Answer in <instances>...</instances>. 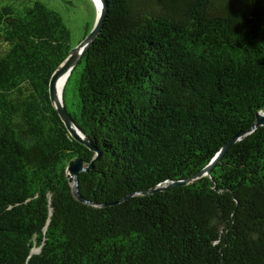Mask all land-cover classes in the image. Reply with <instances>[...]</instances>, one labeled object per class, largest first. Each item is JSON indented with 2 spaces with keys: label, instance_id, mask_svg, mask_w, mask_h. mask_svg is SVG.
I'll return each instance as SVG.
<instances>
[{
  "label": "trees",
  "instance_id": "obj_1",
  "mask_svg": "<svg viewBox=\"0 0 264 264\" xmlns=\"http://www.w3.org/2000/svg\"><path fill=\"white\" fill-rule=\"evenodd\" d=\"M63 89L71 32L40 1L0 5V264H264V0H108ZM35 249L39 251L34 252Z\"/></svg>",
  "mask_w": 264,
  "mask_h": 264
},
{
  "label": "water",
  "instance_id": "obj_2",
  "mask_svg": "<svg viewBox=\"0 0 264 264\" xmlns=\"http://www.w3.org/2000/svg\"><path fill=\"white\" fill-rule=\"evenodd\" d=\"M102 4L101 12L96 17V22L94 27L91 29L89 34L86 36V38L80 43L76 48H72L68 57L59 65V67L56 69L54 74L52 75L51 82H50V97L51 100L58 111L62 121L64 122L66 128L68 129L70 135L76 139L81 144L85 145L89 150L95 153L94 159L90 165H86L82 159L77 158L75 160H72L69 163V166L67 168L68 172V179L69 182L73 186L74 195L77 200L90 204L89 201L83 199L79 192V177L80 174L83 172H88L93 168L94 162L99 158L100 151L95 147L93 142L88 138L84 132L76 125L74 120L72 119L71 115L68 113L67 108L64 103L63 99V93L61 95V98L58 99V90L57 85L59 80L66 76V82L75 68V66L78 64L79 60L82 58L84 53L87 51V49L93 44V42L97 39L99 36L109 10V3L108 0H100ZM260 127H264V112L259 111L256 114V121L254 126L247 132H241L238 133L236 136H234L228 143H226L220 151L214 156V158L211 160V162L199 173L196 175L182 181H176V182H170L169 184L165 186H161L155 189H151L148 191L143 192L144 195H151L157 191H165L168 188H172L179 185H188L191 183H195L199 181L201 178L208 176L211 174L212 170L222 162L223 157L228 152V150L237 142L241 141L242 138L246 137L247 135L253 133L255 130H257Z\"/></svg>",
  "mask_w": 264,
  "mask_h": 264
},
{
  "label": "rangeland",
  "instance_id": "obj_3",
  "mask_svg": "<svg viewBox=\"0 0 264 264\" xmlns=\"http://www.w3.org/2000/svg\"><path fill=\"white\" fill-rule=\"evenodd\" d=\"M40 1L57 11L71 32V46L76 48L94 27L97 17V6L94 0H0V5H29ZM39 251L35 249L34 252Z\"/></svg>",
  "mask_w": 264,
  "mask_h": 264
},
{
  "label": "bare ground",
  "instance_id": "obj_4",
  "mask_svg": "<svg viewBox=\"0 0 264 264\" xmlns=\"http://www.w3.org/2000/svg\"><path fill=\"white\" fill-rule=\"evenodd\" d=\"M96 6H97V9H98V14H100L101 12V8H102V4H101V1L100 0H94ZM66 84V76L62 77L59 82H58V85H57V90H58V99L61 98V95L63 93V89H64V86Z\"/></svg>",
  "mask_w": 264,
  "mask_h": 264
}]
</instances>
